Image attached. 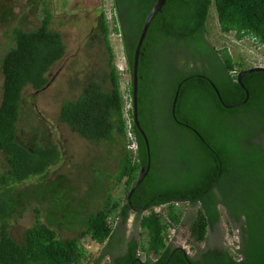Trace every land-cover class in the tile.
Listing matches in <instances>:
<instances>
[{"label":"trees","instance_id":"1","mask_svg":"<svg viewBox=\"0 0 264 264\" xmlns=\"http://www.w3.org/2000/svg\"><path fill=\"white\" fill-rule=\"evenodd\" d=\"M157 0H112L119 25L110 29L104 11L101 12L99 33L108 53L111 89L91 80L75 100L63 102L59 112L60 122L67 124L73 133L92 143L113 142L116 132L124 141V154L119 161V172L115 182L124 184L126 199L120 206L117 201L107 200L105 205L85 217L69 213L64 197L69 193L68 179L58 176L45 182L48 169L60 158L56 144H38L29 147L18 138L21 101L27 86L41 90L49 83L48 72L66 53V45L60 32L51 28L52 14L44 11L37 28L26 30L16 26L12 28L13 46L1 58L3 76L2 100L0 103V153L4 154L7 167L0 164V264H81L88 258L80 236L60 238L58 229H85L81 235L92 242L103 244L112 234L109 218L116 215L124 218L130 209L148 211L140 220V227L146 234V240L140 248L138 243L124 255L118 256L116 264H186L182 254L170 256L167 250L169 240L168 225L164 217L155 208L173 200H190L192 205L204 202V211H200L191 235L196 242L205 240L207 227L218 220L215 202H208L216 186L205 180L214 169L208 158L188 174L180 173L174 183L156 182L154 149V129L152 120L146 115L147 102L144 99V87L150 76V60L158 53L169 52L166 46L176 41L179 52L184 42L191 48L189 41L198 46L204 45L212 53L214 69L205 66L181 71L173 65L169 81L171 96L169 101L158 108L160 113L169 106L171 122L177 128L176 133L195 135L191 129L178 124L172 117L171 108L178 85L181 84L175 112L178 120L194 126L220 152L223 174L217 178L222 190L228 185L232 197L264 196V151L243 152L241 139L254 127L264 128V73L254 72L242 78L249 91V99L242 106L225 108L241 103L246 98L245 90L237 82V73L247 69L243 62H236L227 48L217 50L208 40L207 22L210 9L215 6L220 30L223 34L235 33L237 40L247 37L254 40L256 46L264 48V0H166L162 11L153 19L142 46L138 69V119L146 132L150 143L151 165L148 175L135 189L130 200L127 194L137 180L140 170L148 165L147 147L143 136L133 125L138 142V155L135 162L126 149V123L123 117L124 101L121 93V78L115 63L114 50L110 40L111 32L121 34L123 50L131 74L129 89L133 92V55L145 18ZM207 75L216 85L222 102L210 83L195 74ZM185 80V81H184ZM154 112L157 107L153 103ZM133 116V110H132ZM167 128L166 125H163ZM264 130V129H263ZM164 133L167 131H163ZM199 147L201 143L196 138ZM243 147V148H242ZM197 149V148H196ZM179 161L182 158H178ZM32 177L40 178L31 186L22 187V183ZM224 187V188H223ZM165 194L158 199L156 195ZM48 205L47 221L40 220V209L35 208L36 221L27 228L23 241L12 237L8 222L14 214L22 211L29 200ZM70 205V204H69ZM168 219L173 228L181 225L183 211L173 203L167 210ZM260 223L253 225V241L245 250V260L236 262L230 253L209 251L202 264H264V210ZM54 226V227H52ZM261 233H259V231ZM139 253V255H138ZM104 254L95 264H100ZM140 260V262H139ZM200 264V263H195Z\"/></svg>","mask_w":264,"mask_h":264},{"label":"rangeland","instance_id":"2","mask_svg":"<svg viewBox=\"0 0 264 264\" xmlns=\"http://www.w3.org/2000/svg\"><path fill=\"white\" fill-rule=\"evenodd\" d=\"M102 5L111 8L112 0H0V103L3 85L1 58L14 45L12 28L16 26L26 30L37 28L44 11L49 10L52 14L51 28L63 36L66 53L48 72L49 83L41 90H34L30 86L24 90L18 138L29 147L36 143L58 146L60 158L48 169V176L44 181L50 182L58 176L67 178L69 184L65 185L70 190L64 200L70 204H67L69 213L78 212L80 217L102 208L109 198L117 201L120 206L126 199L124 184L115 182L119 172V161L124 154L123 139L115 132L113 142L92 143L73 133L67 124L58 119L62 103L77 99L89 81L101 83L105 90L111 89L108 53L99 33ZM109 26L112 30L110 22ZM207 29V38L217 50L227 48L233 59L236 62H243L247 69L264 67V48L256 46L254 40L249 37L239 41L233 32L223 34L215 6L210 9ZM110 40L115 63L120 64L123 57L121 37L111 32ZM120 78L129 86L131 82L129 70ZM168 109L169 106H165L159 118L154 120L155 125L159 126L152 125L154 131H167L165 134L173 137L177 134V128L171 122ZM178 149L182 151L183 156L184 151L186 152L184 144ZM5 163L4 154L0 153V164L3 169L7 167ZM39 180L38 177H32L23 182L22 187L36 184ZM37 207L40 209V220L46 222L47 203L39 204L32 199L24 204L22 211L9 219V231L17 241H23L26 229L36 221ZM183 207L185 210L186 206ZM168 208L162 207L161 213H166ZM116 216L115 213L109 218L112 230L118 224ZM130 225L128 222L127 226ZM84 230L77 227L63 230L57 228L60 238L81 237L83 248L88 254V258L81 264H92V260L99 256L102 245L81 235ZM174 234L177 236L178 244L185 245L186 248L191 247L190 232L185 223H182L178 232ZM191 250L193 253L194 249Z\"/></svg>","mask_w":264,"mask_h":264},{"label":"flooded vegetation","instance_id":"3","mask_svg":"<svg viewBox=\"0 0 264 264\" xmlns=\"http://www.w3.org/2000/svg\"><path fill=\"white\" fill-rule=\"evenodd\" d=\"M173 41V43L166 46L169 52H166V54L157 52L152 56L149 66L150 76L143 91L144 99L148 105L146 115L152 120L154 127L159 126L155 125L156 121H154L159 118L160 111L158 108H162L163 105L169 101L168 99L171 96L172 88L170 87L169 81L172 77L173 65L181 71H187V69H192L195 66H205L207 69H214V63H211L213 55L204 45L198 46L191 40L189 41L191 48H188V46L181 41L182 46L179 48V52L177 51V53L173 54L170 53V50L174 52L177 50L176 41ZM195 76L208 83L211 81V79L203 73H197ZM177 90L175 91L174 97ZM153 103H155L157 107L156 110L158 111L156 112H154ZM171 114L178 124L184 126L187 124L178 120L176 112L175 116L173 115L172 108ZM186 127L191 129L192 133L201 143V146H196V138L190 135L177 133L172 137L165 134L163 131H154V149L156 150V172L154 174V180L156 182L168 181V183H174L177 181L180 173H183V176L184 174H188L198 163L204 164V158H208L214 169L212 173L207 176L205 181L209 183L212 179H215L212 183H215L216 186L212 191V195H207L206 199H208V202H215V208L219 216L213 226L207 227L205 240L198 243L191 235V228L200 211H204V202L200 200L196 205H192L191 201L186 199L183 201L173 200L167 204L161 205L169 207L174 203L175 206L183 210L181 224L185 223V225L188 226L191 237V247L186 248L185 245L177 243V236L174 234L167 241L166 249L170 250L171 257L175 254H182L186 259V264H202L206 260L205 254L215 250L230 253L234 261L242 262L245 260L244 252L251 245L250 243L253 241L254 232L257 231V229L253 231V227H255L253 225L257 226V224L260 223L259 221L263 218L264 196L252 195L232 197L228 194V192L231 191L228 185H224L226 189L222 190V187L217 185V178L221 177L223 174L224 159L217 148L212 147L207 138H205L194 126L188 124ZM263 129L262 126L254 127L251 131L245 133L246 136L241 139L244 147L243 152L247 153L252 150L264 151ZM181 144H184V150H186L183 156H181L182 151L178 149ZM170 149H172V151H170ZM178 158L182 159L179 161ZM160 196L165 197L166 195H156L155 198L150 200V203ZM183 206H186L185 210ZM147 212V210L143 211L133 208L128 211L127 216L124 218L119 215L116 216L118 224L113 229L110 238L101 244L102 250L99 256L92 260V264H95L98 258L103 254L104 257L100 264H116L114 260L118 256L126 254L133 246V242H137L138 248H140L146 240V234L140 227V220ZM128 222H130V226H127ZM177 229L179 230V227L175 228V232H178ZM259 233L261 232L259 231ZM180 248L184 249L186 255ZM191 249H194L193 253Z\"/></svg>","mask_w":264,"mask_h":264},{"label":"water","instance_id":"4","mask_svg":"<svg viewBox=\"0 0 264 264\" xmlns=\"http://www.w3.org/2000/svg\"><path fill=\"white\" fill-rule=\"evenodd\" d=\"M166 0H157L156 3L154 4V6L151 8V10L149 11V13L147 14L142 30L140 32V35L138 37L136 46H135V50H134V55H133V69H132V78H133V92H132V99H133V121L134 124L136 126V128L138 129V131L141 133V135L144 138L146 147H147V153H148V165L146 168H142L140 170L139 176L137 178V180L135 181V183L133 184L132 188L129 190L128 194H127V200L129 201L133 192L135 191V189L143 182V180L145 179V177L147 176L149 170H150V143H149V139L148 136L146 134V132L144 131V129L141 127L139 119H138V81H139V76H138V69H139V61H140V57L143 55L142 52V46L143 43L145 41V38L147 36V32L148 29L153 21V19L155 18V16L162 11L163 6L165 5ZM254 72H263L264 73V67L263 66H259V67H252V68H248V69H244L240 72L237 73V82L239 83V85L245 90L246 92V98L243 102L235 104V105H224V107L226 108H235V107H239L243 104H245L248 99H249V91L247 90V88L245 87V85L242 82V78L248 74L254 73ZM185 81V80H184ZM211 86L213 87V89L215 90L219 100L222 102V97L216 87V85L212 82L209 81ZM183 82H181L178 86V90L176 92V95L174 97L173 103H172V113L175 116V107H176V102L178 99V94H179V88L181 87V84ZM185 126H188V124H185ZM143 211H146V208H143ZM180 250L186 255L184 249L180 248ZM140 262V260H139Z\"/></svg>","mask_w":264,"mask_h":264},{"label":"built area","instance_id":"5","mask_svg":"<svg viewBox=\"0 0 264 264\" xmlns=\"http://www.w3.org/2000/svg\"><path fill=\"white\" fill-rule=\"evenodd\" d=\"M102 11H104L105 13V17L106 20L108 21V23L110 22L112 24V28L116 27L119 25L118 20H117V13L116 10L113 6L111 8H106L104 5H102ZM114 33V32H113ZM117 34V33H114ZM118 36L121 37V34H117ZM122 61L120 64H117V69L119 72L120 77L124 76L126 71L128 70V66H127V60H126V56L123 50V55H122ZM128 84H124L123 81H121V93H122V97H123V101H124V106H123V117L126 123V149L129 152L130 158L132 159L133 162H135L137 160V155H138V142H137V138L136 135L133 131V125H134V121H133V116H132V110H133V99H132V95L130 92V89L128 88ZM164 206H158L155 208L156 212H158L159 214H161L164 219L166 224L168 225V238L170 239L175 232V228H173L171 226V222L168 219L167 213L162 214L161 213V208ZM158 208V209H157ZM172 234V235H171Z\"/></svg>","mask_w":264,"mask_h":264}]
</instances>
